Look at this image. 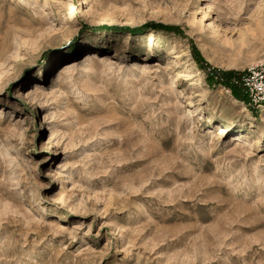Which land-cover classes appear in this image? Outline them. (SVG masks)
Listing matches in <instances>:
<instances>
[{"label": "rangeland", "instance_id": "374dc122", "mask_svg": "<svg viewBox=\"0 0 264 264\" xmlns=\"http://www.w3.org/2000/svg\"><path fill=\"white\" fill-rule=\"evenodd\" d=\"M50 2L0 0V264H264V0Z\"/></svg>", "mask_w": 264, "mask_h": 264}, {"label": "built area", "instance_id": "2783aa9c", "mask_svg": "<svg viewBox=\"0 0 264 264\" xmlns=\"http://www.w3.org/2000/svg\"><path fill=\"white\" fill-rule=\"evenodd\" d=\"M242 86L248 104L255 108L261 107L264 104V66L247 70L242 78Z\"/></svg>", "mask_w": 264, "mask_h": 264}, {"label": "bare ground", "instance_id": "6f19581e", "mask_svg": "<svg viewBox=\"0 0 264 264\" xmlns=\"http://www.w3.org/2000/svg\"><path fill=\"white\" fill-rule=\"evenodd\" d=\"M86 3H87L86 0H78L76 2V4H74L71 0H51V2L48 5L51 9H57V10L61 11L63 13L62 14L63 16L70 17V16L74 15L75 12H77V10L79 8L82 9V7ZM100 25H102V27H106L107 29H110V30H112V28L115 27V26H113L112 19H110L108 17L100 18ZM24 60H25V57L20 56L18 59V63H19V61L22 62ZM223 133H224V131L222 130V128H220L218 135H222Z\"/></svg>", "mask_w": 264, "mask_h": 264}, {"label": "trees", "instance_id": "16d2710c", "mask_svg": "<svg viewBox=\"0 0 264 264\" xmlns=\"http://www.w3.org/2000/svg\"><path fill=\"white\" fill-rule=\"evenodd\" d=\"M102 30H107V31H117L119 28L113 27L112 30L107 29L106 27L100 28ZM247 74V71L235 76L232 73H226L224 74L225 78L228 81V86L232 90L234 96L237 98H246V95L244 93V89L242 86V78ZM235 76V77H234Z\"/></svg>", "mask_w": 264, "mask_h": 264}]
</instances>
